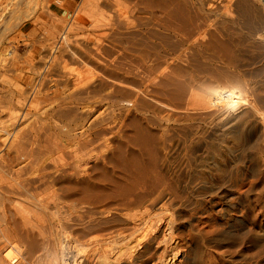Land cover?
<instances>
[{
  "label": "rangeland",
  "instance_id": "rangeland-1",
  "mask_svg": "<svg viewBox=\"0 0 264 264\" xmlns=\"http://www.w3.org/2000/svg\"><path fill=\"white\" fill-rule=\"evenodd\" d=\"M262 3L0 0V264H264Z\"/></svg>",
  "mask_w": 264,
  "mask_h": 264
},
{
  "label": "bare ground",
  "instance_id": "bare-ground-1",
  "mask_svg": "<svg viewBox=\"0 0 264 264\" xmlns=\"http://www.w3.org/2000/svg\"><path fill=\"white\" fill-rule=\"evenodd\" d=\"M262 1V0H261ZM262 4H264V2L262 3ZM152 218H154V217H152ZM152 218H151V216H150V214H148V215H146V216H144L143 217V219H142V222H141V226H143V228H146V229H148L147 231H146V236L148 237L147 239H144V241L146 242V243H150L151 241H153L154 239H157L156 238V232H158V231H160V229H162V227H161V223H160V221L159 220H157V221H155V219H153L154 221H152ZM163 226V225H162ZM166 227V226H165ZM145 229V230H146ZM149 234L151 235V236H149ZM145 236V237H146ZM165 237V236H164ZM163 238V237H162ZM93 239V238H92ZM170 239V238H169ZM113 240V239H112ZM168 240V239H167ZM166 241V240H165ZM145 243V244H146ZM137 245V244H136ZM62 246V245H61ZM75 246V245H74ZM128 246V245H127ZM79 247V246H78ZM78 247H77V249H78ZM81 247V246H80ZM133 247V246H132ZM132 247H130V248H132ZM60 248V247H59ZM66 249V248H65ZM81 249H83V248H81ZM128 249V251H129V248H127ZM126 249V250H127ZM61 250H62V248H61ZM85 250V249H84ZM64 251V250H63ZM67 251V250H66ZM65 251V252H66ZM81 252V251H80ZM79 252V253H80ZM85 252H87V250L85 251ZM127 252V251H126ZM61 253H62V251H61ZM82 253V252H81ZM63 254V253H62ZM65 254V253H64ZM84 254V253H83ZM174 255H175V253H173ZM173 254H171V255H173ZM79 255V254H78ZM75 255H73V257H74ZM77 256V255H76ZM176 256V255H175ZM58 257V256H57ZM63 257H65V255L63 256ZM79 257V256H78ZM77 258V257H76ZM76 258H74V259H76ZM101 258V257H100ZM93 260V259H92ZM98 260V259H97ZM81 260H79V262H78V264H80V263H82V262H80ZM14 262H16V260H13L11 263H14ZM110 262V261H109ZM55 263V262H54ZM109 264V263H108ZM111 264V263H110ZM116 264V263H115ZM166 264V263H165ZM168 264V263H167Z\"/></svg>",
  "mask_w": 264,
  "mask_h": 264
},
{
  "label": "built area",
  "instance_id": "built-area-1",
  "mask_svg": "<svg viewBox=\"0 0 264 264\" xmlns=\"http://www.w3.org/2000/svg\"><path fill=\"white\" fill-rule=\"evenodd\" d=\"M264 2V0H262Z\"/></svg>",
  "mask_w": 264,
  "mask_h": 264
}]
</instances>
